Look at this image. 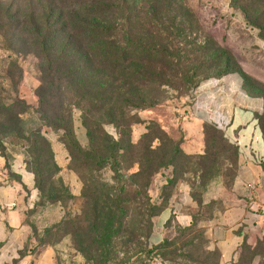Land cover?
I'll list each match as a JSON object with an SVG mask.
<instances>
[{
    "label": "rangeland",
    "instance_id": "374dc122",
    "mask_svg": "<svg viewBox=\"0 0 264 264\" xmlns=\"http://www.w3.org/2000/svg\"><path fill=\"white\" fill-rule=\"evenodd\" d=\"M49 1L0 0V92L13 98L17 88L29 108L23 116L26 134L39 132L47 139L58 166L52 181L68 189L59 204L64 219L60 225L52 224L56 219L50 216L56 211L40 203V193L33 187L35 161L31 163L27 141L16 135L1 136L0 180L3 186L20 185L17 193L30 206L25 211L31 250L37 253L51 243L59 245L57 264H92L80 250L90 247L85 238L90 231L84 197L94 202L108 192L111 198L121 194L125 200L120 207L123 236L130 240L126 257L137 254L141 241L148 250L158 246L150 243L155 218L171 209L173 217L162 242L169 246L151 253L150 264H220L221 253L210 250L204 224L222 205L204 201V195L207 190L216 195L218 181L231 186L236 153L221 130L196 121L190 106L199 83L232 72L240 74L252 92H264V0H173L170 5L137 0L136 17L129 19L133 6L124 16L121 42L130 52L126 50L127 61L116 74L108 70L93 74L95 86L88 101L72 108L71 139L41 120L39 60L28 44L27 26L16 31L14 22L25 16L30 6H36L41 14ZM163 46L166 51H160ZM132 74L137 81L129 79ZM185 74L201 78L193 85ZM135 85L146 102L140 108L130 103ZM99 86L111 89L104 95V103L95 98ZM92 105L95 111L87 115ZM3 119L0 125L10 128L12 122ZM71 141L84 152L92 146L89 154L93 158L104 156L108 147L117 158L104 156V167L97 160L84 161L83 156L72 159L68 150ZM44 157L47 168L55 171L47 151ZM162 158L166 166L159 170ZM23 176L30 178V185L23 183ZM188 215L189 223L183 224ZM232 264H264V244L245 243Z\"/></svg>",
    "mask_w": 264,
    "mask_h": 264
},
{
    "label": "trees",
    "instance_id": "16d2710c",
    "mask_svg": "<svg viewBox=\"0 0 264 264\" xmlns=\"http://www.w3.org/2000/svg\"><path fill=\"white\" fill-rule=\"evenodd\" d=\"M159 1L168 5L173 2V0ZM136 5L137 0L130 2L129 0H51L45 3L44 8L41 9V14H39L36 6H30L25 16L18 14L19 18L14 21L16 31H19L22 25L27 26L25 31L28 34V44L39 60V71L42 76L38 89V99L42 122L64 132V136L70 137L69 139L72 138V108L88 101L90 90L95 86L93 74L99 75V72L107 70L111 74H116L127 61L126 50L128 48L121 42L122 33L125 35L123 29L125 25L124 16L128 7L133 6L132 15H129V19L136 17L134 15L137 10ZM1 14L3 12H0ZM150 47L152 48V46ZM163 48L164 46L160 47V51H166ZM137 50L136 47L134 52ZM128 53L130 52L128 51ZM132 75L129 79L137 81L136 74ZM184 77L193 85L198 83V80L195 81L196 78H201L197 74H185ZM127 80L123 79V83ZM150 80L151 82L156 81L152 78ZM95 91V98L98 97V101L104 103V95L111 89L99 86V89ZM14 93L13 98H5L0 92V119L2 117L4 118L2 122L6 120L12 122L10 128H4L3 123L0 125V139L1 136L6 137L4 136L6 134L16 135L18 138L27 141L31 150V163L35 161L32 172L34 173V186L40 193V203L50 206L62 204L64 197L68 195V189L62 183L52 181L58 171V166L54 161L50 145L39 132L29 133L28 131L26 134L23 116L27 114L29 108L19 98L17 88L14 89ZM6 100H10L11 103H5ZM109 100L107 98V101ZM130 103L139 108L146 103L140 97V91L136 85ZM91 111H95L93 105L86 111V114L89 115ZM84 122L86 121L84 120ZM24 134L29 135L23 136ZM88 134L91 137L92 131L88 130ZM129 145L134 148L139 146L132 143ZM230 145L234 148L232 144ZM91 147L84 148V152L78 143L68 142V150L72 159L83 156L84 161L97 160V163L104 167L106 166V159L113 156L117 158L110 147L105 151L104 156L106 157H100L98 154L96 158H93L89 154ZM45 151H47V159L52 160L55 171L47 168L44 157ZM103 157L106 159L104 160ZM161 163L159 170L166 166L163 158ZM3 183L4 181L0 180V187L3 186ZM100 197L101 199H99ZM100 197L98 198L99 202H97L98 199L93 202L91 197H84L88 209L84 213L87 215L86 218L89 222L87 229L90 231V233L85 234V238L89 241L90 247L87 249L80 247V250L88 263L150 264L151 253L169 246V243L164 242L155 249L148 250L144 247V242L141 241L140 250L137 254L126 257L130 240L128 235H126L127 238L125 235L123 236V209L120 207V204L125 203V200L121 194L117 195L116 198H111L108 192L103 193ZM161 211L159 209L158 214ZM63 219L55 224L60 225ZM141 237L143 240L146 239V236ZM110 241L112 242L111 245H109Z\"/></svg>",
    "mask_w": 264,
    "mask_h": 264
},
{
    "label": "crops",
    "instance_id": "0c3cea01",
    "mask_svg": "<svg viewBox=\"0 0 264 264\" xmlns=\"http://www.w3.org/2000/svg\"><path fill=\"white\" fill-rule=\"evenodd\" d=\"M190 111L196 121L221 130L236 150L231 186L218 181L216 195L209 194V190L204 195V201L222 205L204 224L209 248L221 253L220 264H232L245 243L264 244V92H252L242 76L232 72L200 83ZM23 177V183L30 185V178ZM32 182L34 187L33 177ZM19 188L18 184L0 187V264H57L59 245H45L37 253L31 250L25 211L30 206L17 193ZM12 202L16 206L7 207ZM50 209L56 211L50 216L56 219L52 224L59 222L64 215L62 207L51 205ZM172 213L166 209L156 216L152 245L163 242ZM189 220L188 215L180 223Z\"/></svg>",
    "mask_w": 264,
    "mask_h": 264
},
{
    "label": "built area",
    "instance_id": "2783aa9c",
    "mask_svg": "<svg viewBox=\"0 0 264 264\" xmlns=\"http://www.w3.org/2000/svg\"><path fill=\"white\" fill-rule=\"evenodd\" d=\"M16 206V203L15 202H12L10 205H7V207H15Z\"/></svg>",
    "mask_w": 264,
    "mask_h": 264
}]
</instances>
